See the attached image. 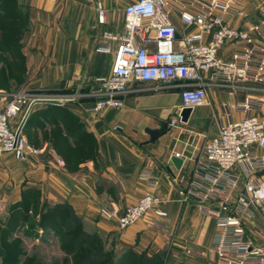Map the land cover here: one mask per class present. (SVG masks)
I'll return each instance as SVG.
<instances>
[{
  "label": "crops",
  "instance_id": "crops-1",
  "mask_svg": "<svg viewBox=\"0 0 264 264\" xmlns=\"http://www.w3.org/2000/svg\"><path fill=\"white\" fill-rule=\"evenodd\" d=\"M15 1L28 20L22 41L31 74L28 91L62 93L74 99L63 96V100L36 105L30 127L41 135L42 140L35 145L43 151L23 161L11 152L0 154V187L11 189L14 201L28 186L46 190L51 202L68 201L87 229L116 239L118 248L132 247L151 255L169 250L175 256L174 264H219L216 253L210 252L217 219L203 211L198 199L185 196L207 141L223 124L245 115L239 104L252 96L262 102L252 112L264 114V97L255 94L260 87L252 81L230 84L207 77V107L204 111L201 106L194 108L189 121H182L178 128L170 124L172 118L181 116L183 105L177 83L134 82L123 97L122 107L93 112L90 108L97 98L96 81L111 74L115 58L114 48H101V34L105 29L124 31V8L129 0ZM259 2L249 0L246 12H252ZM100 8L105 13L104 23L100 22ZM226 18L232 25L248 26L241 15ZM173 19L185 32L179 15L174 14ZM231 51L228 45L222 54L227 56ZM210 112L218 126L208 130ZM192 122H204L206 127L194 130L190 128ZM148 129L159 133L152 137ZM173 155L183 159L180 169L173 164ZM146 170L158 177L155 187L149 185ZM234 172L239 181L230 198L236 202L246 178L241 166L237 165ZM258 177L264 181V170ZM149 192L166 201V216L150 212L120 229L116 219L100 212L101 207L113 203L123 211ZM212 207L220 210L218 205ZM250 212L239 214L248 234L261 240L257 229L264 230V206H251ZM191 248L205 253L190 255L187 249Z\"/></svg>",
  "mask_w": 264,
  "mask_h": 264
},
{
  "label": "built area",
  "instance_id": "built-area-1",
  "mask_svg": "<svg viewBox=\"0 0 264 264\" xmlns=\"http://www.w3.org/2000/svg\"><path fill=\"white\" fill-rule=\"evenodd\" d=\"M248 1L129 0L124 8V31L105 29L101 34V48H114L115 58L111 74L96 81L97 98L90 110L122 107L123 97L137 81L177 83L182 110L207 104V77L230 84H264V0L250 13L246 12ZM174 14L186 25L185 32L178 28ZM235 14L241 15L248 26L232 25L226 15ZM99 16L104 23L103 8ZM228 45L232 51L225 56L222 51ZM45 100L28 90L0 92V154L11 152L23 161L43 151L29 142L24 129L28 115ZM261 104V100L247 97L238 106L245 115L229 120L210 137L185 196L198 199L203 211L217 219L210 252L216 253L219 264H264V230L257 229L261 240L251 237L239 214L243 211L250 215L251 206H264V181L258 177L264 170V116L252 112ZM179 123L181 116L170 122L172 126ZM237 165L246 179L233 202L230 191L238 185L239 175L234 172ZM145 175L151 187L158 184V177L150 171ZM165 203L160 195L149 192L123 211L113 203L101 207L100 212L125 229L150 212L166 216ZM187 253L202 255L205 251L191 248Z\"/></svg>",
  "mask_w": 264,
  "mask_h": 264
},
{
  "label": "trees",
  "instance_id": "trees-1",
  "mask_svg": "<svg viewBox=\"0 0 264 264\" xmlns=\"http://www.w3.org/2000/svg\"><path fill=\"white\" fill-rule=\"evenodd\" d=\"M11 11L17 14H14L15 18L10 15ZM3 14L8 15L11 21V24L4 26L6 34L11 36L8 35L0 46V62L6 60V54L20 51L22 42L19 43L18 35L23 32L24 22L28 24L26 15L15 0H0V16ZM40 193V188L36 186L26 187L22 191L21 200L11 211L10 222L16 223L17 231L12 230L10 224V227L4 228L6 233L3 236L0 229V256L4 258L3 264H43L38 256H25V243L15 238L27 222L33 224L36 237L41 235L39 228L43 231L42 237L44 234H52L65 253L75 259V264H162L159 254L139 253L132 249L117 259L112 258V251L105 247L107 237L98 230L87 229L83 218L68 201L52 204L43 201ZM33 231L27 234L31 236ZM65 263L69 264L67 261Z\"/></svg>",
  "mask_w": 264,
  "mask_h": 264
},
{
  "label": "rangeland",
  "instance_id": "rangeland-1",
  "mask_svg": "<svg viewBox=\"0 0 264 264\" xmlns=\"http://www.w3.org/2000/svg\"><path fill=\"white\" fill-rule=\"evenodd\" d=\"M14 14H16L14 13V11L10 12V15L15 18ZM9 23L11 24V21H9L8 19V15L4 16L3 14L0 16V46L3 44L2 42H4L6 37L9 35V34L8 35L6 34L5 27H4L5 24H9ZM24 24L25 26H24L23 32L18 35L19 43L22 42L23 39L25 38L26 29H28V24L26 23V21L24 22ZM24 51L25 50H22V48H20L19 52L6 54L7 55L6 60L4 62H0V89H2L0 90V92L11 93V92L18 91V90H28L26 86L28 82L31 80L30 79L31 74L29 75L28 73V58H27L28 54L25 53ZM255 86L260 87L261 89L259 91L255 90L256 91L255 94H259L264 97V84L256 83ZM30 93L40 98H43V99L45 98L48 101H59V99H61L64 96L62 95V93L61 94L51 93L50 91H32V92L30 91ZM66 96L67 95H65L64 98H66ZM206 107H207V104L201 106L200 108L201 110L204 111ZM31 116L32 114L30 113L28 115V118L25 124L24 132L27 138L29 139V142L33 144L34 146H36L35 144L37 142H40L42 138H41V135H37V132H35V130L30 127ZM261 116H264V114H261ZM207 119L209 120L208 130L210 128L216 129L218 125H217L215 116L213 115V112L209 113V116ZM179 126H182V124L179 123L178 125H175V126L173 125L172 127L178 128ZM190 126H191L190 128L194 130L196 129L202 130V129H205L206 124H204V122H201L198 124L195 122L194 123L192 122ZM43 140H44V137H43ZM40 191H41L40 197L43 201L46 200L49 203H52V204L55 203V202H51L47 198L48 192L46 190L40 189ZM21 198H22V194H21ZM21 198L17 201H14L13 191L5 186L0 187V229H1V233H3L1 235L3 236L5 235L6 231L4 230V228L10 227V224H11V229L17 231L16 230L17 226L14 225L16 223H13V221L10 222V219H11L12 209L17 204V202L21 200ZM32 225L33 224L30 222L25 223L24 226H22L21 232L20 233L16 232L17 235L15 236L16 239H19L25 243V247H26L25 256L26 255H29L30 257L38 256V259H40V261L43 264H54V263L55 264H66L65 263L66 261L67 263L69 262V264H75V259L72 256H69L65 253L64 249L60 246L58 240H56L52 234H44V236L42 237L43 231L40 230L39 228V233L41 235L36 237V232L33 231ZM31 231H33L32 232L33 235L29 236L27 233ZM105 247L109 249L110 251H112V258H116V259L119 258V256L122 255L127 250L132 249L138 252L136 249L132 247L121 246L118 248L116 239L111 238V237H107ZM158 254H159V259L162 262V264L176 263L173 252H170L168 250L167 252L161 251ZM3 261H4V258L0 256V264H3Z\"/></svg>",
  "mask_w": 264,
  "mask_h": 264
},
{
  "label": "water",
  "instance_id": "water-1",
  "mask_svg": "<svg viewBox=\"0 0 264 264\" xmlns=\"http://www.w3.org/2000/svg\"><path fill=\"white\" fill-rule=\"evenodd\" d=\"M194 112V108L193 107H184L182 112H181V118L183 122H188L192 113ZM148 132L150 133V135L152 137H155L159 131L156 129H148ZM172 162L175 165V167L177 169H180L182 167L183 164V159L179 156V155H173L172 156ZM168 172L173 176L174 173L171 170V168H168Z\"/></svg>",
  "mask_w": 264,
  "mask_h": 264
}]
</instances>
